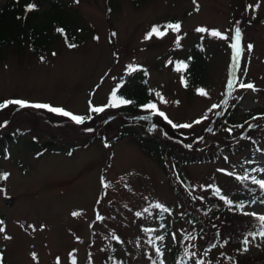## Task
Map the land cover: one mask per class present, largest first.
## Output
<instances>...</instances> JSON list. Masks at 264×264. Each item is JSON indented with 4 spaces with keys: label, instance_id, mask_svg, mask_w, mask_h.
Instances as JSON below:
<instances>
[{
    "label": "rangeland",
    "instance_id": "rangeland-1",
    "mask_svg": "<svg viewBox=\"0 0 264 264\" xmlns=\"http://www.w3.org/2000/svg\"><path fill=\"white\" fill-rule=\"evenodd\" d=\"M7 1L0 0V6ZM61 1L72 12L74 29L83 40L70 48L65 34L60 33L42 53H33L26 46L20 51H5L0 61V103L22 100L47 104L85 117L87 122L76 124L46 109L27 107L10 117L12 124L7 129L0 126V133H14L22 141L42 143L52 138L67 149L73 144L69 154L49 148L30 151L22 145L7 159H0V173L9 174L7 180L0 181V216L6 229L0 234L3 264H57V258L59 264H72L73 260L75 264H119L125 259L132 264H166L176 242L173 251L183 264H244L235 258L238 250L234 253L230 248L222 226L229 217L257 219L264 215V203L248 204L238 214L223 208L216 216L203 217L209 232L222 235L218 248L208 252L203 237L192 234L186 206L174 191L186 195L189 189L191 199L186 203L202 207L200 201L207 200L213 188L229 196L234 176L254 175L256 181H264V142L234 150L222 159L181 167L186 180L182 187L170 161L166 160L164 172L150 149L157 145L163 152L170 147L175 153L225 149L228 141L236 144L244 133L240 125H219V130H214L228 106L235 105L237 124L247 115L253 113L254 119L256 112L264 111V0H196L198 11L193 0L138 4L117 0L109 12L104 0ZM48 9V4L42 3L38 12ZM169 21L180 23V31L169 29L163 38L154 35L145 40L154 25ZM200 27L219 30L228 39L199 33L196 29ZM236 27L241 29L243 50L233 67L234 50L229 44ZM197 41L205 54V79L200 86L185 88L182 65ZM248 44L253 45L250 52ZM141 71L148 73L149 102L155 103L172 124L191 127H173L146 107L137 115H127L111 106L112 93ZM230 80L232 88L227 87ZM241 82L251 83L257 90L240 88ZM201 88L207 96L197 94ZM157 93L167 103H162ZM90 104L104 111L91 112ZM213 105L219 107L213 109ZM10 112L11 106L0 109V125ZM52 115L58 119L49 118ZM197 120L201 122L195 123ZM70 123L73 127L67 128ZM125 128L146 137L142 144L136 136L117 140L116 135ZM249 130L262 136L264 121L258 129L252 126ZM153 139L159 143L147 142ZM102 180L109 187L105 188ZM157 203L168 211L153 207ZM74 211L82 215L74 218ZM4 235L12 239L6 240ZM161 236L163 240L158 239ZM259 242L264 246V238ZM157 248L161 255H157ZM247 248L242 249L245 256H257L259 250L253 242L249 241ZM243 259L249 263V258Z\"/></svg>",
    "mask_w": 264,
    "mask_h": 264
},
{
    "label": "trees",
    "instance_id": "trees-1",
    "mask_svg": "<svg viewBox=\"0 0 264 264\" xmlns=\"http://www.w3.org/2000/svg\"><path fill=\"white\" fill-rule=\"evenodd\" d=\"M129 1L133 4H138L143 3L147 0ZM104 2L106 3V8L109 12L111 10V6L116 3L117 0H104ZM42 3H47L49 9L47 11L39 13V6ZM69 3H71V1H69ZM28 4L36 5L35 10L26 12L25 6ZM73 18L74 16L72 12L68 10L66 6H64L61 0H10L5 2L2 6H0V61L3 60V54L5 53V51H8L9 49L20 51L24 46H26L31 52L37 54L49 50L51 45L55 42V40H57V34H60L57 29L64 30L65 42L67 43V45L77 44L81 42L83 39L77 34L74 29L75 23ZM171 22L172 21H169L168 23ZM54 34H56L57 36H54ZM204 55L205 54L201 45V41L195 42L188 49L184 58V64H187L188 67L186 70L183 69L182 75L185 78V83H183L185 88L197 87L203 84L206 74ZM235 65L236 62H234L232 56L231 66L235 67ZM147 82V71L137 72L132 79L128 80V82L122 87V89H119L116 92L117 97L131 101V103L120 104L119 107L115 108H117L120 113H124L127 115L139 114L140 110L144 109L145 106L150 103L148 97ZM9 106H11V112L9 113V118L6 117V119L3 121V128H6L8 125L10 126L12 124V119L10 117H13V114L16 115V113L25 111L21 108H16L15 110V107L13 105ZM235 111V105L228 106L220 115V120L215 124L214 130H219V125L221 126V128L226 125H240V130L244 133L242 132L243 135L237 139L236 144H232L230 141H228V146L225 149H211L205 150V152L200 153H191L187 151L183 153H175L174 150H172V148L170 147L168 149V152H163V149L160 148L159 145H157L154 148H151L152 150L150 149V153L157 158L160 168L164 172L167 171L166 160L170 161L172 167L176 171V179L178 180L180 187H182L181 185L185 186L186 180L181 175V167L187 166L189 164L212 162L217 159H222L223 155H227L234 150L253 148L260 142H264V133L261 136L259 135V133H255L254 131L251 132L249 130V128H251L252 126L258 129V125L260 123H263L264 117L262 116H264V111L259 110V113L256 112L255 114L258 115V117L254 119L252 118L253 113L247 115L245 117V121L242 124H237L235 122ZM51 117L54 119H58V117H55L53 115L49 116V118ZM46 120L51 122L49 119ZM85 122H87L86 119L83 123ZM66 126L67 128L73 127L72 123ZM126 136H136L134 138H137L135 140L140 142V144H142L143 139L145 140L146 138H141L140 136L135 135V133H133L132 131V128H125L124 131L118 133L115 138L118 140ZM229 137L230 135H228L227 140L229 139ZM245 137H247L246 140H242ZM91 140L92 138L89 140L85 139L84 142H90ZM147 142L153 144L159 143L157 139H153L150 141L147 140ZM22 145L30 151L49 148L57 153L65 152L67 154H69L73 149V144L67 149L64 145L61 146L57 144L52 138H48L47 141H44L42 143L36 142L34 140L22 141L18 135L5 131L0 133V159H7L14 148H19ZM78 146L81 147V145ZM239 177L240 179H238L236 176L233 177L234 180L232 179V182L234 185V190L229 194V196H226L221 189H219L218 195L216 190L213 191V188L209 191L210 193L208 195V199L200 201L202 207L189 206L186 203L187 198L191 199L189 189H185L187 191L185 195L184 193L182 194L177 188H175L177 190L174 191V194L179 198L178 200H180V202H182L186 206L185 214L188 217V225H190L192 234L203 237L204 249L208 252H211L218 248V240H221L222 235H217L213 232H209L208 226L204 221L205 217L216 216L218 211L223 208H226L227 211L238 214V211L241 209L240 207H238V205H243L244 207L248 204H254L256 202L264 203V192L260 188L259 184L254 182L256 181L254 179V175L248 177L247 179H244L243 176ZM221 196L225 197L232 203H226L224 199H221ZM240 217H236L233 219L229 217V219H227V221L223 223L222 226L223 232L227 234L230 248H232L234 253L236 250H238V252L235 253V258H238L239 261L243 262L244 264H246V261H244L243 257L249 258L248 264H264V246H262V244L259 242L260 236L256 235L255 239H253V237L249 235V233H258L260 221L251 216ZM0 220H2L1 216ZM162 224L169 226L168 223ZM166 234L167 233H163L162 235ZM245 238H247L248 241L253 242L258 247L259 251L257 256L248 257L245 256V254L242 252V249L244 247L243 241L245 240ZM176 244L177 242L171 249V257L166 264H183V261H181L180 259L178 260L179 256L173 251ZM213 245H215V247H213ZM1 250L2 249L0 248V255H2ZM178 250L181 251L180 246ZM118 262L119 264H132L128 260L126 261V259L125 261L119 260ZM148 264L158 263L149 262Z\"/></svg>",
    "mask_w": 264,
    "mask_h": 264
},
{
    "label": "snow or ice",
    "instance_id": "snow-or-ice-1",
    "mask_svg": "<svg viewBox=\"0 0 264 264\" xmlns=\"http://www.w3.org/2000/svg\"><path fill=\"white\" fill-rule=\"evenodd\" d=\"M75 2L79 3V0H75ZM193 3L196 4V0H193ZM35 8H36V5H34V4H28V5L25 6L26 12L27 11H33V10H35ZM196 10L197 11L199 10V5L198 4H196ZM161 27L164 29L163 31H161ZM169 29H171L173 32H179L180 29H181V24L177 22V23H168V24H165L163 26L154 25L151 28V30L148 33H146L145 40L151 39L154 35L156 36V38H163L165 35L168 34V30ZM57 31L60 32L61 34L64 33L63 29H57ZM196 31L199 32V33H207L208 35H210V36H212L214 38L228 39V37L224 36L221 32H219V30H209L207 28L200 27V28H197ZM115 35H116V33H112L113 37ZM96 39H99V38L97 37ZM241 39H242L241 29L239 27H236L234 29V33H233V35L231 37V41L232 42L229 44V47H231L234 50L233 51V60H234V62H238L239 61L241 52L243 50L242 46H241ZM179 40H180V37L178 36L177 37L178 46H179ZM66 41H67V38H66ZM68 46L71 48V47H75L76 45L69 44ZM246 47H247V50L250 52L252 50V48H253V45L248 44ZM53 55H55V53H53ZM41 59L43 60V58H41ZM129 67L131 68L132 66H129ZM182 67H183V69L186 70L188 65L187 64H183ZM132 70L134 71L135 69L132 68ZM177 70L180 71L181 70L180 67H178ZM181 80H182V83H185V78L183 76L181 77ZM239 86H240V88H244V89H251L253 91L257 90L255 88V86L253 84H251V83L245 84V83L241 82ZM227 87L228 88H232L233 87V83H232L231 80L228 82ZM197 94H199L201 96H207L206 91L204 89H202V88L201 89H197ZM157 96L160 97L162 103H167V101L159 93H157ZM112 97H113V102L111 104L112 107H119L120 104H130L131 103V101L122 99L120 97H117L116 92L112 93ZM9 105H18L20 108L31 107V108H35V109H46L49 112H53V113L62 115L64 117H68L69 119H71L76 124H81L85 120V117H81V116L75 115L73 113H70V112L62 109V108H55V107H52L50 105L41 104V103L32 104V103H29L27 101H22V100H9V101H5L3 103H0V109L7 108ZM145 107L147 109L151 110L153 113L163 117L165 120H167V122L169 124H172V121L167 118L165 113H163L162 111H159V109L157 108V105L155 103H149ZM217 107H219V106L218 105H213L212 106L213 109H215ZM90 111L91 112L100 113V112L104 111V108L103 107H95V106H92L90 104ZM204 119H207V115H205ZM200 122H201V120L195 121V123H200ZM0 126H3V125H0ZM172 126L173 127H183V128L191 127L190 124H183V125L172 124ZM88 131H92V129H88ZM8 175L9 174H7V173H0V181L7 180L8 179ZM244 179H247V177H244ZM254 182L258 183L260 188L262 190H264V181H254ZM102 184H103V186L105 188L109 187V185L104 183L103 180H102ZM0 191H3V189H0ZM216 192L219 195V189H217ZM221 199H224L225 202L228 203V204L232 203L231 201H228L223 196H221ZM153 207L162 209L164 212L168 211L167 208H165L163 205H161L159 203L153 205ZM238 207L242 208L243 205H238ZM145 211L147 212L148 209H145ZM244 214L245 215H249V213H246V212ZM81 215H82V213L79 212V211L72 212V216L74 218L75 217H79ZM136 215L139 216L140 213H137ZM251 215L255 216L256 214L255 213H251ZM256 218L260 221L258 233H249V235H251L253 237V239H255L256 235H259L260 237L264 238V215H260V216H258ZM97 219H103V218L100 217V216H97ZM3 224H4V221L0 220V234H3V233L6 232V229L3 226ZM29 227H32L33 231L36 230L34 226L29 225ZM42 228H43V226H41V230H42ZM4 239L10 240V239H12V237H10L8 235H4ZM113 239L119 240V238L115 237V236H113ZM158 239L163 240V237L162 236L158 237ZM248 243H249L248 239L245 238V240L243 241V244L245 245V247L243 249L244 251L248 250V248H247V244ZM213 247H215V245H213ZM156 251H157V255H161V252H160L159 248H157ZM32 258H33L34 261L37 260V256L35 254H33ZM0 264H3V257L2 256H0ZM57 264H59V258H57ZM72 264H75V260H73ZM161 264H163V261H161ZM199 264H203V262H199Z\"/></svg>",
    "mask_w": 264,
    "mask_h": 264
},
{
    "label": "water",
    "instance_id": "water-1",
    "mask_svg": "<svg viewBox=\"0 0 264 264\" xmlns=\"http://www.w3.org/2000/svg\"><path fill=\"white\" fill-rule=\"evenodd\" d=\"M11 203H10V201H7V205H10Z\"/></svg>",
    "mask_w": 264,
    "mask_h": 264
}]
</instances>
